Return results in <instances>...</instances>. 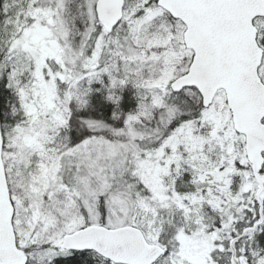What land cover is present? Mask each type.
I'll list each match as a JSON object with an SVG mask.
<instances>
[{
  "label": "snow or ice",
  "instance_id": "6c2138e0",
  "mask_svg": "<svg viewBox=\"0 0 264 264\" xmlns=\"http://www.w3.org/2000/svg\"><path fill=\"white\" fill-rule=\"evenodd\" d=\"M0 264H264V0H0Z\"/></svg>",
  "mask_w": 264,
  "mask_h": 264
}]
</instances>
